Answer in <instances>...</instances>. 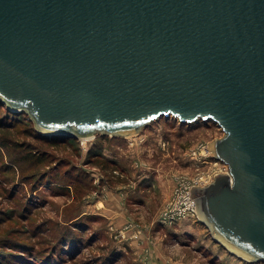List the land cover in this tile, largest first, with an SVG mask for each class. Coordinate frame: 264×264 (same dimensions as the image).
<instances>
[{
	"label": "water",
	"instance_id": "obj_1",
	"mask_svg": "<svg viewBox=\"0 0 264 264\" xmlns=\"http://www.w3.org/2000/svg\"><path fill=\"white\" fill-rule=\"evenodd\" d=\"M0 99L76 139L213 121L228 169L189 199L224 250L264 260V0H0Z\"/></svg>",
	"mask_w": 264,
	"mask_h": 264
},
{
	"label": "rangeland",
	"instance_id": "obj_2",
	"mask_svg": "<svg viewBox=\"0 0 264 264\" xmlns=\"http://www.w3.org/2000/svg\"><path fill=\"white\" fill-rule=\"evenodd\" d=\"M5 107L0 99V122L9 125ZM19 116L16 130L28 133L24 130L10 139L8 148H0V211L8 217L16 214L0 227L1 264H135L132 252L120 247L128 230H148L152 239L165 243L166 253L184 264H264L224 250L198 218L171 225L159 222L178 176L194 173L189 149L222 137L213 121L180 123L162 117L131 137L99 134L50 146L26 112ZM36 148L31 155L28 150ZM43 153V163L25 159ZM13 190L15 197H7ZM109 191L121 197L125 221L120 228L95 205L99 200L103 208ZM15 199L28 204V217L18 218L22 207L13 209ZM17 240L30 254L17 249ZM67 240L76 242L72 254L64 251Z\"/></svg>",
	"mask_w": 264,
	"mask_h": 264
},
{
	"label": "built area",
	"instance_id": "obj_3",
	"mask_svg": "<svg viewBox=\"0 0 264 264\" xmlns=\"http://www.w3.org/2000/svg\"><path fill=\"white\" fill-rule=\"evenodd\" d=\"M189 154L194 161V173L191 176L184 174L178 176L172 196L159 214V222L162 224L171 225L178 221L197 218L194 203L189 199V187L208 184L218 173L227 172V165L212 157L208 151V144L204 141L190 148Z\"/></svg>",
	"mask_w": 264,
	"mask_h": 264
},
{
	"label": "crops",
	"instance_id": "obj_4",
	"mask_svg": "<svg viewBox=\"0 0 264 264\" xmlns=\"http://www.w3.org/2000/svg\"><path fill=\"white\" fill-rule=\"evenodd\" d=\"M121 197L117 193L109 191L105 197V205L101 208L99 204L95 203L96 207L100 208L99 212L107 215L112 219L117 228H120L125 221L122 207L119 206ZM123 223V224H122ZM132 233H139V230H128L124 233L123 239L120 241L121 249L123 251L132 252V261L135 264H184L178 259H174L171 254L164 250L165 243L160 238L152 239L148 230L139 233L137 237L132 236ZM127 246V247H126ZM136 261V262H135Z\"/></svg>",
	"mask_w": 264,
	"mask_h": 264
},
{
	"label": "trees",
	"instance_id": "obj_5",
	"mask_svg": "<svg viewBox=\"0 0 264 264\" xmlns=\"http://www.w3.org/2000/svg\"><path fill=\"white\" fill-rule=\"evenodd\" d=\"M5 109H6V107H5ZM6 112L9 113L8 116H9V119L11 120V123H9V125H6V122H0V148H8V144H13V143H10V139L15 138L17 136H21L22 134H25V132L28 133L27 129H24L25 132H24V130H21V131L16 130V126L15 125H17L21 121L20 120L21 116H19L21 112L20 113L19 112L18 113L10 112L7 109H6ZM30 129H32V128H30ZM31 131L33 132V134H36V132H34L33 129ZM40 136L42 137V140H44L50 146H56V145H58V142L65 141L67 139H70L71 141H75L76 140V138L67 137V136H56V135H52V136H47L46 135L45 136V135H42V134H40ZM54 139H58V140H54ZM28 151H30L29 153L31 155H33L34 154L33 151H38V149L37 148L35 150L29 149ZM29 157H31V158H33V160H37V161H39L41 163H43L45 160H47V155L45 153H43L42 156H40V157L36 156L37 159H35L33 156H28L25 159L28 160ZM34 185H36V184H34ZM0 187H1V185H0ZM31 189H34V188H31ZM16 192H17V190H13L14 194H9L8 193L9 196H7V197L14 198ZM14 202H15V205H14L13 209L22 207V215L18 216L19 219L22 218V217H26V216L28 217L32 213L28 209V204H26V206H23V204L20 203V200H16V199H15ZM13 213L10 214L11 215L10 217H8L6 212H5V210L0 211V227L3 226L4 224H6L9 220H11V217L16 216V214H13ZM37 228H39V227H37ZM33 237L31 236V238H33ZM29 238H30V236L27 237V239H29ZM20 243L21 242L19 240H17V245H18L17 247H19L17 249H19V251L22 252V253L30 254L29 249L23 248L22 246L20 247ZM41 243H42V245L44 244L42 241H38L37 245H39ZM65 244H66V248L64 250L65 253L70 252L72 254V253H74V251L77 250V248H75V244H76L75 241H71L70 242V241L67 240L65 242ZM32 246H33V244L31 245L30 249L32 248ZM67 247H69V249H67ZM32 250H33V248H32ZM42 251H44V250H42ZM0 264H1V262H0Z\"/></svg>",
	"mask_w": 264,
	"mask_h": 264
}]
</instances>
